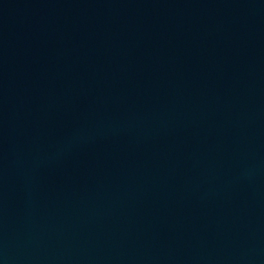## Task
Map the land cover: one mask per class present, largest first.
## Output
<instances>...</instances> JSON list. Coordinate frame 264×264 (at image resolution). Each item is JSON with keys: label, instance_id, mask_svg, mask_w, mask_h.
<instances>
[{"label": "water", "instance_id": "1", "mask_svg": "<svg viewBox=\"0 0 264 264\" xmlns=\"http://www.w3.org/2000/svg\"><path fill=\"white\" fill-rule=\"evenodd\" d=\"M0 264H264V0H0Z\"/></svg>", "mask_w": 264, "mask_h": 264}]
</instances>
